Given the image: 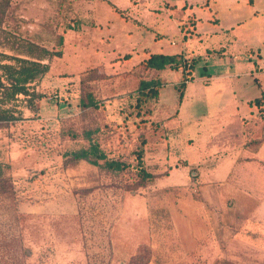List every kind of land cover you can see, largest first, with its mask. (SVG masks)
<instances>
[{"label":"crops","instance_id":"0c3cea01","mask_svg":"<svg viewBox=\"0 0 264 264\" xmlns=\"http://www.w3.org/2000/svg\"><path fill=\"white\" fill-rule=\"evenodd\" d=\"M23 1L16 34L47 54L2 45L0 63L39 61L47 71L17 96V119L74 108L95 109L109 126L150 121L146 165L163 166L189 217L224 235L234 227L240 251L264 253V0H78L73 15L65 0ZM154 55L191 61L183 89L184 66L149 68ZM156 81L147 96L141 84Z\"/></svg>","mask_w":264,"mask_h":264},{"label":"rangeland","instance_id":"374dc122","mask_svg":"<svg viewBox=\"0 0 264 264\" xmlns=\"http://www.w3.org/2000/svg\"><path fill=\"white\" fill-rule=\"evenodd\" d=\"M17 1L0 0V46L42 56L45 49L31 47V37L16 34L23 10ZM77 2L65 0V13L75 14ZM29 117L31 124L18 117L0 126V176L6 179L0 188V264H145L142 247L150 251L148 264H264L263 252L238 249L234 227L224 235L213 223L190 218L187 198L179 204L180 190L162 178L163 166L154 157L146 165L142 149L150 121L109 126L95 109L83 115L74 108L60 118ZM91 143L125 167L69 162ZM13 144L19 155L12 154ZM139 153L152 175L143 186Z\"/></svg>","mask_w":264,"mask_h":264},{"label":"trees","instance_id":"16d2710c","mask_svg":"<svg viewBox=\"0 0 264 264\" xmlns=\"http://www.w3.org/2000/svg\"><path fill=\"white\" fill-rule=\"evenodd\" d=\"M44 54H47V51H43ZM15 64H1L0 70L2 73L0 74V122H14L17 120V117L14 115L16 111H14L17 105L14 102L17 100V96L19 94L28 95V85L35 81L37 78L41 77L46 71L47 66L42 64L39 61L33 60H25V59H14ZM172 65L175 68L178 66H184L185 64L181 61V59L154 55L147 61V67L163 69L167 65ZM190 78L189 73H184L183 81L180 87L183 89L185 87L186 81ZM159 85L156 82H148L142 83L141 86L150 88V91L147 96L155 97L157 95V91L155 88ZM182 95V93H181ZM81 160H85L93 165L100 166L102 168H107L113 171L122 170L125 165L115 160H109L104 151L101 150L98 144L91 143L87 148L81 149L75 152L70 158L69 162H78ZM142 153L138 154V168L142 174V183L139 185H145L146 180L151 179L152 175L144 169V161H143ZM103 162V165H101ZM6 187V179L0 176V188ZM143 255L147 256L146 263L150 262L149 254L150 251L145 249L144 247L140 248ZM138 255H141L139 253ZM136 256L135 258H140V256ZM142 255V256H143ZM144 259V258H143ZM143 264V263H141ZM223 264H233L230 262H224Z\"/></svg>","mask_w":264,"mask_h":264},{"label":"built area","instance_id":"2783aa9c","mask_svg":"<svg viewBox=\"0 0 264 264\" xmlns=\"http://www.w3.org/2000/svg\"><path fill=\"white\" fill-rule=\"evenodd\" d=\"M184 64H185V71H186L187 73H190V71H191V67H192V63H191V61L186 60ZM257 108H258V110H259V117H260V120H261V122H262L263 125H264V96L261 97L260 100H259V103H257Z\"/></svg>","mask_w":264,"mask_h":264}]
</instances>
